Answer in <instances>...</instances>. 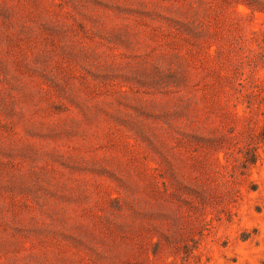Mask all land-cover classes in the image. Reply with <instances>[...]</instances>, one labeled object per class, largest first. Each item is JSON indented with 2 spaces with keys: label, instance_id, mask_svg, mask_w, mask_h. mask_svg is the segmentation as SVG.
<instances>
[{
  "label": "rangeland",
  "instance_id": "374dc122",
  "mask_svg": "<svg viewBox=\"0 0 264 264\" xmlns=\"http://www.w3.org/2000/svg\"><path fill=\"white\" fill-rule=\"evenodd\" d=\"M0 264H264V0H0Z\"/></svg>",
  "mask_w": 264,
  "mask_h": 264
}]
</instances>
